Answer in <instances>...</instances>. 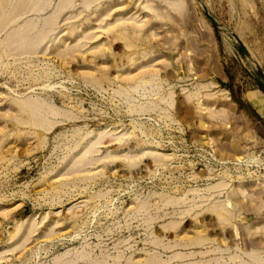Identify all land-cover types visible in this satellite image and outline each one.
<instances>
[{
    "label": "rangeland",
    "instance_id": "374dc122",
    "mask_svg": "<svg viewBox=\"0 0 264 264\" xmlns=\"http://www.w3.org/2000/svg\"><path fill=\"white\" fill-rule=\"evenodd\" d=\"M258 69L264 0H0V264H264Z\"/></svg>",
    "mask_w": 264,
    "mask_h": 264
},
{
    "label": "water",
    "instance_id": "95a60500",
    "mask_svg": "<svg viewBox=\"0 0 264 264\" xmlns=\"http://www.w3.org/2000/svg\"><path fill=\"white\" fill-rule=\"evenodd\" d=\"M207 17L210 19V21L218 28L221 29V26L219 25V22L217 21V19L211 15L206 8H204ZM232 35L234 36V38L237 40V42L240 44L241 49L244 51L245 54H247L248 56L252 57L251 51L249 50V48L245 45V42L243 41L242 37L236 33L232 32ZM259 74L262 78V80L264 81V72L261 69H258Z\"/></svg>",
    "mask_w": 264,
    "mask_h": 264
},
{
    "label": "bare ground",
    "instance_id": "6f19581e",
    "mask_svg": "<svg viewBox=\"0 0 264 264\" xmlns=\"http://www.w3.org/2000/svg\"><path fill=\"white\" fill-rule=\"evenodd\" d=\"M237 41V40H236ZM26 103H28V102H26ZM27 106V105H26ZM30 107V106H29ZM36 107V106H35ZM28 108V107H27ZM49 111H51L50 109H48ZM35 112V111H34ZM35 117H36V114H35Z\"/></svg>",
    "mask_w": 264,
    "mask_h": 264
}]
</instances>
